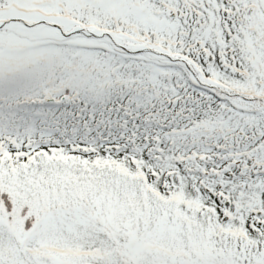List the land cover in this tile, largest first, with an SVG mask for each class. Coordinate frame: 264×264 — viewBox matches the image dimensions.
Returning a JSON list of instances; mask_svg holds the SVG:
<instances>
[{"label": "trees", "instance_id": "obj_1", "mask_svg": "<svg viewBox=\"0 0 264 264\" xmlns=\"http://www.w3.org/2000/svg\"><path fill=\"white\" fill-rule=\"evenodd\" d=\"M0 1L5 36L11 16ZM221 10L205 18L203 12V28L135 39L130 33L141 30L130 20L121 26L101 8L92 20H79L75 8L79 23L63 12L69 27L57 21L51 34L34 37L54 50L48 57L0 71V210L13 222L11 229L7 219L0 223V264H131L115 253L117 246L125 253L127 230L140 235L161 217L178 230L153 241V250L175 256L171 264H245L246 255L264 263V207L249 204L239 188L264 184V176L251 160L248 169L240 165L230 183L237 190L227 183L234 201L216 175L218 165L234 168L233 153H224L234 145L231 137L222 141L224 124L241 128L253 119L250 105L264 104V14ZM42 14L46 22L56 19ZM255 114L263 119V110ZM72 208L86 218L74 235L36 226L41 245L21 241L23 231L14 237L17 224L24 230L49 210ZM192 241L221 255L199 257L187 246Z\"/></svg>", "mask_w": 264, "mask_h": 264}, {"label": "rangeland", "instance_id": "obj_2", "mask_svg": "<svg viewBox=\"0 0 264 264\" xmlns=\"http://www.w3.org/2000/svg\"><path fill=\"white\" fill-rule=\"evenodd\" d=\"M6 2V6L3 8V11L7 16H11L13 22H9V28L11 34L0 36L3 37V46L0 47V71L4 69L11 70L13 68H22L30 63L38 62L43 57H48L53 51L49 49H43L42 43H36V40L39 38H34L38 36H42V34H51L49 25H41L38 26L44 18V14H50L52 16L51 19L56 18L57 21L62 23H67L68 25H64L69 27V23L65 21V18H61V12H64L65 16L71 21L74 20V9L77 8L80 13V17L82 11L86 6H88V11H90V16L88 18L93 17L92 12L93 9L106 10L110 13H114L116 18H128L137 20L142 23L148 30L151 32L152 30H156L158 32H164L166 29L175 30L180 26V24H185L188 19L185 16L178 22H172L167 17H159L154 9H151L150 4L147 2L144 3L142 0H4ZM1 3V1H0ZM16 6L20 8L21 11L12 9ZM9 5V6H7ZM38 6L41 13L36 12L35 8ZM67 8L64 9V7ZM67 10V11H66ZM44 11V12H42ZM36 22V23H33ZM39 22V24H37ZM17 23H21L23 25H17ZM13 31V32H12ZM20 37H18V35ZM140 37V36H139ZM138 37V38H139ZM34 38V39H33ZM153 38V37H151ZM261 38L264 40V33H261ZM44 43H46L44 41ZM52 51V52H51ZM44 218L41 220L40 225L37 222H34L32 225L26 226L23 230L20 224H17L16 237L20 232H22L19 236L20 240L29 243V245L36 246L41 245L42 237L45 234V231L52 230V232L57 231L59 228H64L66 232L72 233L74 235V230L76 228L75 223H85L86 218L83 217L81 210L68 209L60 211L59 209H53L45 212ZM88 210L86 211V214ZM6 211L4 209L0 210V223L4 224L3 220L7 219L8 228L11 229L13 227V222L9 220L5 216ZM172 220H168L165 217L158 218L152 225V229H146L144 233L140 235L130 232L128 229V239L125 243V253L117 246L115 253L118 252L122 261L130 262L131 264H171L172 262H176L175 256H169V259L160 258L159 256H155L156 252H154L153 241L157 240H170L172 235L178 230L177 225H171L169 223ZM173 223V221H172ZM39 227L41 232L44 234H38L32 230L33 227ZM27 236V237H24ZM51 237H57L56 233H49ZM208 232L206 235H202L201 241H205L208 238ZM52 238H46L45 242L51 241ZM33 242V244H32ZM191 245L190 248L195 249L194 253H197L200 250L199 257L206 255H221V253H217V250L214 248H209L203 245L200 241L190 242L187 246ZM151 251H150V250ZM151 252V253H150ZM189 254V253H188ZM184 255V253H183ZM247 260L243 262L245 264H264L261 260V257L257 259L256 263L252 261L254 255H246ZM144 259V260H142ZM189 260H178V263L181 264H216L214 262H208L204 259L199 260V262H192ZM56 261V262H55ZM55 264H59L57 260H55ZM172 261V262H171ZM228 262V259H227ZM225 264V263H222ZM232 264H239L238 262Z\"/></svg>", "mask_w": 264, "mask_h": 264}, {"label": "flooded vegetation", "instance_id": "obj_3", "mask_svg": "<svg viewBox=\"0 0 264 264\" xmlns=\"http://www.w3.org/2000/svg\"><path fill=\"white\" fill-rule=\"evenodd\" d=\"M240 1H247V2H251L252 5L254 4V1L256 0H240ZM248 11V10H247ZM256 77V75H255ZM252 94H254V91H250ZM257 92H261V90H258ZM263 92V91H262ZM253 97V96H251ZM259 101H263L264 99H261ZM263 110V119H256L255 118V113L257 111ZM249 112L252 114V120H250L247 125H242V127L240 128V126H238V122L236 124H231L228 125L229 122H226L224 124V126H227L226 129L223 126L222 130H221V136H222V141L228 142L230 140L229 137H231V139H233L234 141V145H232L231 143H227L228 148H224L226 152L224 153H228L231 152L233 153V163L234 164V168H232L231 170L228 171V168H225L223 170L222 165H218L216 167V175L218 176V178L224 177V179H222L220 181V184H218V188L220 191L224 192L229 198H233V195L230 193L229 191V187L227 183H231L233 182L232 180L234 179L233 176L237 177V169L238 167H240V165H244L246 168L248 169L249 167H247L245 162H247V160H251V164L250 167H254L257 166V168L259 170H254V172L258 173L257 175H261L264 176V104L259 103L258 105L255 104H251L250 105V110ZM220 150L218 151L219 155L224 154L223 152H221V148H219ZM236 155H239L242 159L238 160L236 159ZM223 160L221 158H219V162ZM243 163V164H241ZM227 170V172H226ZM236 172V173H235ZM209 172H207L208 174ZM228 175V177L230 176V180L227 178V180L225 179ZM231 187H235V189L237 190V186L236 184H230ZM239 188H245V190H243L245 192V195L247 194L248 197L250 198V202L249 204H256L255 206H263L264 207V184H257V185H253V184H247L246 187L244 185H240ZM227 190V192H226ZM238 196H240V192L237 193ZM224 197V196H223ZM236 199V198H235ZM235 201V200H234ZM226 204H229V199L226 201ZM248 204V205H249ZM260 213H263V211L259 210Z\"/></svg>", "mask_w": 264, "mask_h": 264}]
</instances>
